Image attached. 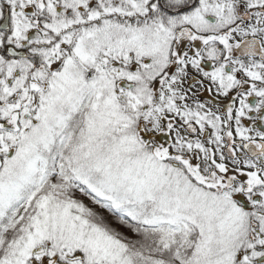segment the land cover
<instances>
[{"label":"snow or ice","instance_id":"6c2138e0","mask_svg":"<svg viewBox=\"0 0 264 264\" xmlns=\"http://www.w3.org/2000/svg\"><path fill=\"white\" fill-rule=\"evenodd\" d=\"M0 264H264V0H0Z\"/></svg>","mask_w":264,"mask_h":264}]
</instances>
